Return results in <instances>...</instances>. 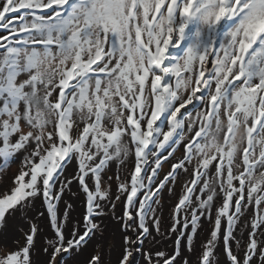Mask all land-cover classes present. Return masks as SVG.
I'll return each instance as SVG.
<instances>
[{
    "label": "snow or ice",
    "instance_id": "obj_1",
    "mask_svg": "<svg viewBox=\"0 0 264 264\" xmlns=\"http://www.w3.org/2000/svg\"><path fill=\"white\" fill-rule=\"evenodd\" d=\"M0 264H264V0H0Z\"/></svg>",
    "mask_w": 264,
    "mask_h": 264
}]
</instances>
